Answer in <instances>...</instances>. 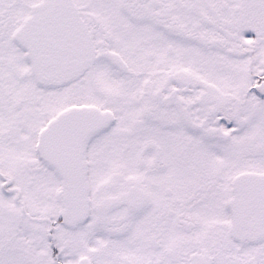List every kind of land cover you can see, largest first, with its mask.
<instances>
[{
    "label": "snow or ice",
    "instance_id": "snow-or-ice-1",
    "mask_svg": "<svg viewBox=\"0 0 264 264\" xmlns=\"http://www.w3.org/2000/svg\"><path fill=\"white\" fill-rule=\"evenodd\" d=\"M0 264H264V0H0Z\"/></svg>",
    "mask_w": 264,
    "mask_h": 264
}]
</instances>
